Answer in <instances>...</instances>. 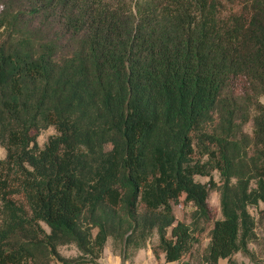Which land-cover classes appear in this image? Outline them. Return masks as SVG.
Here are the masks:
<instances>
[{
  "label": "trees",
  "instance_id": "1",
  "mask_svg": "<svg viewBox=\"0 0 264 264\" xmlns=\"http://www.w3.org/2000/svg\"><path fill=\"white\" fill-rule=\"evenodd\" d=\"M0 147V264L96 263L107 241L120 264L146 244L183 264L248 255L264 0H0Z\"/></svg>",
  "mask_w": 264,
  "mask_h": 264
},
{
  "label": "rangeland",
  "instance_id": "2",
  "mask_svg": "<svg viewBox=\"0 0 264 264\" xmlns=\"http://www.w3.org/2000/svg\"><path fill=\"white\" fill-rule=\"evenodd\" d=\"M243 130L246 132H250V123H246L243 126ZM55 131L52 127H47L43 130H40L36 134V142L39 146L43 144V142L47 139V137L50 134H53ZM4 155V150L2 147H0V157ZM210 177L212 178L213 182L215 184L220 183V178L218 173L215 170L210 171ZM196 180L200 182H205L208 180V176H198L196 175L194 177ZM181 198L180 196L178 198V201L172 205V211L174 216L177 219H182L183 221H188L189 220V212L192 209L189 204L182 205L181 203ZM207 201L209 203L210 208L212 209L215 218H220V211H219V203H218V191L216 188L210 189L207 193ZM248 210L251 214V216L254 219V232H255V237L250 239L248 243V248H249V254L246 255L241 252L240 257L243 258L244 260H247V264H264V203L258 202L256 205H252L248 207ZM201 227H204L202 230V233L199 237L198 242L194 243L191 247L190 256H193L190 261L196 262L197 255L201 252L203 247L208 241V234L207 230L211 227V223L208 224H200ZM154 243V241H150ZM59 252L63 256L67 257H74V255L77 254V251L73 246H60L58 248ZM156 251V250H155ZM231 264V263H229ZM244 264V263H241Z\"/></svg>",
  "mask_w": 264,
  "mask_h": 264
},
{
  "label": "crops",
  "instance_id": "3",
  "mask_svg": "<svg viewBox=\"0 0 264 264\" xmlns=\"http://www.w3.org/2000/svg\"><path fill=\"white\" fill-rule=\"evenodd\" d=\"M240 253H235L232 257L231 264H247V260L240 257ZM184 258L178 260L165 261L163 252L157 250L153 252L150 244L137 249L129 258L124 260L123 264H183ZM225 258L219 259L216 264H229ZM88 264H120V257L116 251L111 249L109 241L104 245L100 257L96 263ZM191 264V263H189Z\"/></svg>",
  "mask_w": 264,
  "mask_h": 264
}]
</instances>
